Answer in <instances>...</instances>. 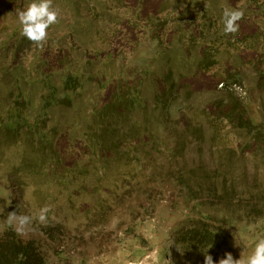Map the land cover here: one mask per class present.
Segmentation results:
<instances>
[{
  "label": "rangeland",
  "instance_id": "rangeland-1",
  "mask_svg": "<svg viewBox=\"0 0 264 264\" xmlns=\"http://www.w3.org/2000/svg\"><path fill=\"white\" fill-rule=\"evenodd\" d=\"M30 2L0 0L2 118L9 107V92H20L29 104L30 121L46 117L47 130L60 133L54 137L55 149L61 151L63 167L70 166L80 158L82 145L77 140L85 138L94 113L109 103L118 78L137 76L142 68L151 74L143 85L150 113L155 80L170 68L184 88L181 94H189L176 104L174 117L182 126L203 130L200 141H191L184 154L186 173L196 174L193 179L201 175L225 179L226 190L233 189L229 198L241 207L264 206V151L240 152L252 135L237 130L225 115L227 106L242 105L247 119L264 123V87L257 90L264 73V0H53L60 19L48 29L42 50L19 35L17 11ZM240 7L244 18L238 22L239 31L223 35V9ZM203 48L217 63L197 69ZM68 75L79 79L80 89L64 90ZM49 87L65 104L45 110L43 98L54 100ZM143 115L137 110L134 122ZM3 142L0 234L8 226V212L31 214L49 205V226L19 236L37 242L48 264H187L170 249L169 235L188 209L169 167L155 171V178L142 180L139 187L133 182L126 186L129 179L121 178L114 197L108 194L114 173L95 171L64 185L51 183L46 175L55 178L54 169L42 167L24 143L4 146ZM77 162L90 167L95 163L83 157ZM259 193L261 199H252ZM101 197L111 200L100 204ZM228 231L237 259L246 258L264 237V217L250 224L233 222Z\"/></svg>",
  "mask_w": 264,
  "mask_h": 264
},
{
  "label": "trees",
  "instance_id": "trees-1",
  "mask_svg": "<svg viewBox=\"0 0 264 264\" xmlns=\"http://www.w3.org/2000/svg\"><path fill=\"white\" fill-rule=\"evenodd\" d=\"M192 44L189 39L190 51ZM202 50L197 69L217 63L215 59L207 57L205 48ZM178 60L181 61V57L172 62L177 64ZM44 69L45 64L42 65V70ZM161 73V77L155 80L156 93L150 113H147L143 85L151 74L144 73L142 68L137 76H129L122 81L117 79L118 84L114 85L109 103L94 113L92 124L84 134L85 138L77 140L82 145L80 158L70 166L63 167L64 160L59 155L61 151L57 152L55 149L57 144L54 143V137L60 133L55 128L47 130L46 117L30 121L29 104L20 92L14 95L11 90L8 94L10 103L6 117L0 116V140H4V146L24 143L31 155L39 157L42 167L49 165L50 169H54L55 178L46 175V179L51 183L64 185L68 180L72 182L77 176L86 178L95 171L114 173L113 185L108 190V194L114 197L117 190L121 189V178L129 179L131 184L127 183L126 186L132 185L133 182L136 183L133 186L139 187L144 185L142 180H152L156 172L165 171L169 167L174 183L185 193L182 204L188 209L187 216L169 235L172 243L170 249L187 264H204L205 255H211L214 264H218L219 259L224 258L225 252H230L233 258L237 259L230 247L228 229L233 222L246 221L250 224L263 218L264 206L241 207L235 203V199L229 198L233 189L226 190L225 179L213 180L214 177L208 175L193 179L196 174L186 173L188 168L183 164H186L184 154L191 141H200L203 130L196 125L182 126L174 117L176 104L180 103L181 99H186L189 94H181L184 88L179 86L170 68ZM16 82L17 80L14 84ZM80 87L81 83L75 76L68 75L64 80L65 91L78 90ZM263 87L264 73L258 78L257 90ZM49 90L54 100L43 98L45 110L53 104H65V100L58 99L55 88L49 87ZM229 107H226V119L234 123L237 130L252 135L251 140L240 146V152L254 155L264 151V123L247 119V108L242 105ZM137 110L144 115L141 121L134 122V113ZM180 110L181 108H178L176 112ZM82 157L90 158L95 163L91 167L89 164L81 165V162L77 161ZM111 165H114V169L110 168ZM193 170L194 168H191L190 171ZM261 195L256 194L252 199H258ZM110 197H101L98 200L102 204L111 200ZM0 264H48V260L37 242L22 240L7 226L0 234Z\"/></svg>",
  "mask_w": 264,
  "mask_h": 264
},
{
  "label": "clouds",
  "instance_id": "clouds-1",
  "mask_svg": "<svg viewBox=\"0 0 264 264\" xmlns=\"http://www.w3.org/2000/svg\"><path fill=\"white\" fill-rule=\"evenodd\" d=\"M244 18L243 8H224L221 24L222 34L235 35L239 31V21ZM60 13L53 5V0H32L23 10L17 11L19 35L41 50L48 40V29L59 23ZM51 206L46 205L31 214H18L10 211L6 217L7 225L20 237H26L37 227L49 226ZM204 264H214L211 255L204 256ZM218 264H264V237L255 242L254 249L246 258L234 259L230 252Z\"/></svg>",
  "mask_w": 264,
  "mask_h": 264
}]
</instances>
